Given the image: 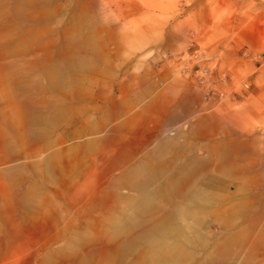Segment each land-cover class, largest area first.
Instances as JSON below:
<instances>
[{
    "label": "rangeland",
    "instance_id": "1",
    "mask_svg": "<svg viewBox=\"0 0 264 264\" xmlns=\"http://www.w3.org/2000/svg\"><path fill=\"white\" fill-rule=\"evenodd\" d=\"M0 264H264V0H0Z\"/></svg>",
    "mask_w": 264,
    "mask_h": 264
}]
</instances>
